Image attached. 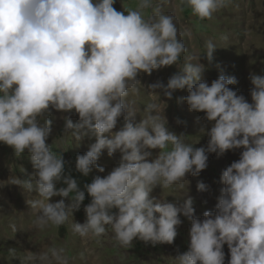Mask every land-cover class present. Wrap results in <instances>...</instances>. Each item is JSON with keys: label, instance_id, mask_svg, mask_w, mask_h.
<instances>
[{"label": "clouds", "instance_id": "1", "mask_svg": "<svg viewBox=\"0 0 264 264\" xmlns=\"http://www.w3.org/2000/svg\"><path fill=\"white\" fill-rule=\"evenodd\" d=\"M116 0H0V142L13 148L17 157L26 151L34 173L29 179L11 178L9 183L28 193L35 219L33 227L44 230L69 223L81 208L85 193L91 202L84 207L86 221L71 222L73 233L87 242L109 229L114 240L129 248L135 239L172 244L182 224L181 214L191 222L188 250L175 257L177 264H264V75L250 73L252 102L230 85L236 77L221 74L211 82L202 55L190 57L165 84L148 85L153 102L136 121L131 94L138 95L141 73L178 65L187 48L179 38L174 17L161 11L165 0H136L123 12ZM199 19H212L228 0H181ZM151 10V15H145ZM182 35H190L183 33ZM216 45L206 43V57L213 59ZM187 86L180 98L190 111L205 113L210 129L207 146L194 147L186 134L169 129L165 109L155 98L162 92L169 100ZM159 90V91H158ZM78 114L73 123L64 116L63 135L94 143L76 157V169L87 177L104 151L121 159L106 176L96 175L79 186L65 173V151L47 143L52 110ZM125 123L118 131V121ZM179 123V121H178ZM159 154L149 161L152 152ZM243 149L240 158L221 175L214 211L195 217L194 199L160 202L151 193L176 186L184 188L187 175L198 176L208 167L210 153L218 156ZM62 183V187H57ZM207 185L200 181L199 191ZM68 198L50 202L52 197ZM115 210V211H114ZM159 214V216H157ZM13 231L16 230L12 225ZM15 255V249H9ZM21 264H69L63 246L31 252Z\"/></svg>", "mask_w": 264, "mask_h": 264}, {"label": "rangeland", "instance_id": "2", "mask_svg": "<svg viewBox=\"0 0 264 264\" xmlns=\"http://www.w3.org/2000/svg\"><path fill=\"white\" fill-rule=\"evenodd\" d=\"M113 6L117 11L123 12L129 8H135L136 0H116ZM161 11L174 17L178 34H180L179 38L183 40L187 52L182 55L178 65L153 70L151 75L147 73L138 75L137 79L141 82L137 86L140 89L139 94L130 93L128 98L129 101L134 102L133 107L137 111L136 121L142 119L145 105L153 102V96L147 91L148 85L158 80L166 84L174 73L183 68L184 63L196 62L189 59L190 57L202 54L201 63H204L207 68L204 79L209 85L221 74L234 76L238 83L230 85V88L244 95L251 103L250 90L254 86L251 84L249 75L253 72L264 75V0H228L227 6L214 13L212 19L204 20L195 16L191 8L181 3V0H165ZM145 15H151V10H147ZM186 32L190 35H182ZM209 40L217 47L211 62L204 54ZM186 95H188L187 86L183 90H177L171 100L161 92L160 98L156 97L155 102L160 104L161 110L165 109L164 114L171 131L188 135L187 139L195 144L194 147H206L209 137L206 133H202L201 129H210L211 123L204 119L205 113L189 110L188 104L180 99ZM64 116H69L73 123L79 122V116L74 111L65 113L53 109L52 115L48 117L54 120L47 143L52 145L54 151H65V173L77 179L80 188L84 190V185L91 183L96 175L106 176L116 167L120 162L121 154L117 152L109 157L105 150L98 161V164L105 168V172L100 173L94 170L85 177L76 169V157L78 154L86 153L88 145L94 143L95 138L91 140L85 138L80 142L75 141L71 136L65 138ZM124 123L125 119L121 117L113 131H118ZM149 151L152 152V157H149L151 161L160 150L149 149ZM242 151L243 149L229 150L222 156L210 153L208 167L198 176L187 175L186 180L182 181L183 189L176 186L161 189L158 186L151 196L160 202L173 203L177 200L182 203L184 198L190 196L194 199V216L203 219L204 212L214 211L218 203L220 190L224 187L220 180L222 172L232 162L239 160ZM34 171L27 151L21 157H17L12 147L0 142V264H21L29 251L36 253L53 245L63 246L66 249L69 264H177L175 257L188 250L191 222L183 214L180 216L182 224L177 226L178 235L172 244L160 243L153 246L137 238L129 248H124L114 240L111 229L99 237H93L88 239V242H84L83 238L72 232L70 224L74 221L79 223L86 221L84 207L91 202L87 192L81 208L74 212L69 223L58 227L50 226L44 229L45 231L33 229L31 224L33 218L25 209V201L27 197L38 195V193L35 191L28 193L20 186L9 182L11 178L29 179ZM200 181L208 186L206 191L198 190L197 184ZM62 186L66 185L62 183L57 185V187ZM60 199H65L66 203L70 202L68 198L59 196L52 197L50 201L55 203ZM12 225H15V231ZM13 248L15 255L9 251ZM223 250L225 264H228L230 250L226 244Z\"/></svg>", "mask_w": 264, "mask_h": 264}, {"label": "bare ground", "instance_id": "3", "mask_svg": "<svg viewBox=\"0 0 264 264\" xmlns=\"http://www.w3.org/2000/svg\"><path fill=\"white\" fill-rule=\"evenodd\" d=\"M61 115V114H60ZM58 117V116H57ZM60 117V116H59ZM60 119V118H59ZM59 119H58V121H59ZM52 120H54L53 118H52ZM58 123V122H57ZM22 178V177H21ZM37 195H31V196H29V197H27L26 198V201H25V209L29 212V214L31 215V217L33 218V220L35 219V215L32 213V211H31V208H30V205H28L27 204V200L28 199H32V198H35ZM51 202V201H50ZM24 217V216H23ZM25 218H27L26 216H25ZM26 223V222H25ZM28 223H30V221L28 222ZM21 224H22V222H21ZM32 224V223H31ZM24 225V224H23ZM30 225V224H29ZM24 227V226H23ZM31 227V226H30ZM33 227V226H32ZM35 227H33V229H34ZM32 229V230H33ZM37 229V228H36ZM47 229V228H46ZM49 230V229H48ZM27 231V230H26ZM34 231V230H33ZM45 231V230H44ZM32 232V231H31ZM42 232V231H41ZM37 232H35V234H36ZM110 233V232H109ZM114 234V233H113ZM38 237V236H37ZM39 238H41L40 236H39ZM44 239V238H43ZM52 239V238H51ZM31 240V239H30ZM33 242H35V240H32ZM40 241H41V239H40ZM78 241V240H77ZM81 241V240H80ZM85 242V241H84ZM88 242V241H87ZM32 243V242H31ZM36 243V242H35ZM41 244V243H40ZM43 244V243H42ZM88 244V243H87ZM79 245V244H78ZM34 247H36L35 245H34ZM42 247V246H41ZM43 250V249H42Z\"/></svg>", "mask_w": 264, "mask_h": 264}]
</instances>
